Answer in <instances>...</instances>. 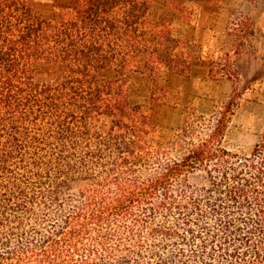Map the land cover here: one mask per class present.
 Instances as JSON below:
<instances>
[{
	"label": "trees",
	"instance_id": "1",
	"mask_svg": "<svg viewBox=\"0 0 264 264\" xmlns=\"http://www.w3.org/2000/svg\"><path fill=\"white\" fill-rule=\"evenodd\" d=\"M214 1L160 0L154 18V0L50 17L0 0V264H264V135L234 152L232 100L195 136L134 92L154 104L160 78L190 69L177 26Z\"/></svg>",
	"mask_w": 264,
	"mask_h": 264
},
{
	"label": "rangeland",
	"instance_id": "2",
	"mask_svg": "<svg viewBox=\"0 0 264 264\" xmlns=\"http://www.w3.org/2000/svg\"><path fill=\"white\" fill-rule=\"evenodd\" d=\"M154 1L151 16L157 18L162 13V4L160 0ZM71 2L35 0V9L40 15L50 17L55 8ZM200 4L205 8L198 13L202 14V21L210 24L214 20V26L220 29L226 23L225 34L220 33L214 44L201 50L200 44L190 41L196 36L195 27L187 26L192 16L189 20L181 18L177 36L185 43L189 57L198 55L204 60L196 62L197 58L186 72H172L160 78L154 104L149 98L148 85L135 80L136 99L155 112V122L162 127L177 131L190 117L197 130L195 136L209 128L224 104L232 100L234 115L225 144L234 152L248 154L264 135V0H219L188 7L195 6L194 10ZM178 10L166 9L165 13L178 18ZM188 11L189 8L187 14ZM212 13L218 16L213 19ZM203 176L197 173L191 180L201 185L206 181Z\"/></svg>",
	"mask_w": 264,
	"mask_h": 264
},
{
	"label": "crops",
	"instance_id": "3",
	"mask_svg": "<svg viewBox=\"0 0 264 264\" xmlns=\"http://www.w3.org/2000/svg\"><path fill=\"white\" fill-rule=\"evenodd\" d=\"M217 1H219V0H217ZM208 3H210V2H208ZM203 9H205V8H204V6H202V4H200L199 6L194 8L191 21H189V24H187L188 27H190V26L195 27L196 36L193 38V40H190V41H192L193 43L200 44L201 50L206 48V47L211 46L212 44H214V42L218 38L219 34L223 33V35H224L225 31H226V23L223 25V27L221 29L216 28L214 26V20H212V23H210V24L204 23L202 21V14H198V13H201L203 11ZM210 16L213 17V19H214V17L218 16V13H212V14H210ZM203 35H204V37L207 35V36H209V38L208 39L203 38L202 37ZM197 58H199V59L196 61L195 59H197ZM194 60L196 62H198V61H203L204 58L203 57L200 58V57H198V55H196L193 57V59H192V57H190V59H189L190 63H193ZM207 72H208V74L210 73V67L207 68ZM221 73L224 74V72H221ZM225 76H227V75H225Z\"/></svg>",
	"mask_w": 264,
	"mask_h": 264
}]
</instances>
